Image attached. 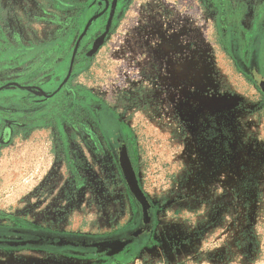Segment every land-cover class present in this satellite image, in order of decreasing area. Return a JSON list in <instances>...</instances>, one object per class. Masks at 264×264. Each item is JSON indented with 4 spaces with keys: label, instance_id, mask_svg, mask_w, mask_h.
<instances>
[{
    "label": "rangeland",
    "instance_id": "1",
    "mask_svg": "<svg viewBox=\"0 0 264 264\" xmlns=\"http://www.w3.org/2000/svg\"><path fill=\"white\" fill-rule=\"evenodd\" d=\"M112 1L0 0V129L18 124L0 242L131 239L122 145L150 240L107 257L1 242L0 264H264V81L247 67L256 38L264 76V0H117L90 54Z\"/></svg>",
    "mask_w": 264,
    "mask_h": 264
},
{
    "label": "flooded vegetation",
    "instance_id": "2",
    "mask_svg": "<svg viewBox=\"0 0 264 264\" xmlns=\"http://www.w3.org/2000/svg\"><path fill=\"white\" fill-rule=\"evenodd\" d=\"M103 1L105 2V0H103ZM115 1H116L115 2V8H116L117 0H115ZM112 2L109 4V7H110L109 14H110V11H111ZM115 8H114L113 15H112V18H111V24H110V26L108 28L107 33L110 31V29L112 27V24H113V20H114V17H115L114 16L115 15L114 14L115 13ZM109 14H108V18H109ZM108 18H107V20H108ZM106 24H107V21H106ZM220 25H221V23H220ZM105 27H106V25H105ZM220 28H221V31L224 33L223 26H220ZM107 33H106V35H107ZM104 40H105V37H104ZM104 40H103V42H104ZM233 40H235V39H233ZM233 45H235V42L233 43ZM234 51H235V49H234ZM248 52H249V57H248V65H247V67L250 68V70H252V72H250V73L248 72V73L251 75L252 79L254 81H256V83L260 84V83H262L264 81V76L261 74V71L259 70V52H260V49H259L258 42H256V38L254 39V41L251 42L250 50H248ZM72 62H73V60H72ZM244 67L246 68V66H244ZM98 111L101 112V110H98ZM16 125H18L16 121L8 120L5 123V125L2 126V128L0 129V143H9L10 142V140L12 139V137L14 135V132H16L14 130V127ZM122 148H125V151L127 153L128 159H129V155H128L127 148L124 145H122L120 147L119 151H118L117 159H118V164H119V168H120V171H121V175H122V178H123L122 170H121L120 163H119V154H120ZM129 161H130V159H129ZM130 163H131V161H130ZM131 166H132V163H131ZM132 169H133V167H132ZM133 171H134V169H133ZM135 177H136V174H135ZM136 180H137V178H136ZM123 181L125 183L124 178H123ZM125 185H126V183H125ZM126 187H127V185H126ZM127 189H128V187H127ZM146 200H147V198H146ZM136 202L142 209L140 214H139V217L141 218L142 224L144 226L142 225L141 228H138L135 231V233L132 235V238L129 239V240L125 241V240H122V239L105 238V239H101V240H98V241H95V242H91V241L78 240V239L70 240V239H67L65 237H60V236L50 237L48 235H39V234L33 235L32 237L34 239H32V240L33 241H39L38 244L41 243V242L42 243L44 242V244H46V245H48V246H50V247H52V248H54L56 250L62 251L64 253H69V254H73V255H79V256H83V257H107L109 255L108 251H104L102 253H97L98 249L96 247H94V246L97 245V244L108 242V241L125 242L126 246L121 251V252H124L125 250L129 249L130 247L136 246L137 242L135 240L138 239L139 237L146 235L145 236V237H147L146 241L149 242L150 237L152 235V231H149L148 227H147L149 222H150V218H149V215L147 213H148V211L151 210L152 207H151V205H150L148 200H147L148 206L146 208H144L137 200H136ZM18 233H19L18 235H15L16 237H21V238L24 237L23 231H20ZM29 240H31V239H29ZM59 240L65 242L67 244L66 245H62V246L53 245L54 243L56 244L57 242H59ZM19 241H28V240H24V239L3 240V239H1V242L4 243V244H6L7 242H19ZM38 244H36V245H38ZM27 246H31V245H26L24 247H27ZM9 247H11V248H19L21 246H9ZM121 252H119V253H121Z\"/></svg>",
    "mask_w": 264,
    "mask_h": 264
},
{
    "label": "water",
    "instance_id": "3",
    "mask_svg": "<svg viewBox=\"0 0 264 264\" xmlns=\"http://www.w3.org/2000/svg\"><path fill=\"white\" fill-rule=\"evenodd\" d=\"M115 2H116L115 0H113V2H112L111 11H110V14H109V18L107 20L105 31L98 39H96L94 41L92 50L90 51V54L95 53L97 51L98 47L100 45H102V43H103L104 37L106 36L108 28H109V26L111 24V18H112L113 11H114V8H115ZM84 34H85V30L80 35L79 39ZM73 57H74V54H73ZM70 71H71V65H70L69 73H70ZM119 163H120V167H121V170H122L123 178L125 180V183H126L128 189H129V191L134 196V198L144 208H146L148 206L147 200H146L145 196L143 195V193L141 192V190L139 189L138 182H137L136 177H135V173H134V171L132 169V166H131V163H130L128 157H127V153L125 151V148L121 149V152L119 154ZM38 242L39 241L28 240V241H19V242H7L6 244L8 246H26V245H36V244H38ZM66 244L67 243L59 240V242H57L56 244L54 243L53 245L62 246V245H66ZM125 246H126L125 242L108 241V242H104V243H101V244H97L94 247H96L98 249L97 253H102L104 251H108V254H109L108 256H113V255L118 254L119 252H121Z\"/></svg>",
    "mask_w": 264,
    "mask_h": 264
}]
</instances>
